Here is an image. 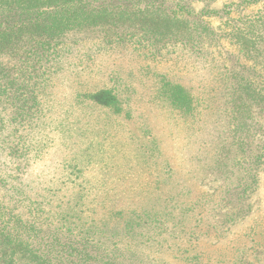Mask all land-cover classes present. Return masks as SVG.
<instances>
[{
  "label": "rangeland",
  "instance_id": "374dc122",
  "mask_svg": "<svg viewBox=\"0 0 264 264\" xmlns=\"http://www.w3.org/2000/svg\"><path fill=\"white\" fill-rule=\"evenodd\" d=\"M78 1L0 0L12 80L45 74L0 126V264H264V0H81L112 28L56 45Z\"/></svg>",
  "mask_w": 264,
  "mask_h": 264
},
{
  "label": "trees",
  "instance_id": "16d2710c",
  "mask_svg": "<svg viewBox=\"0 0 264 264\" xmlns=\"http://www.w3.org/2000/svg\"><path fill=\"white\" fill-rule=\"evenodd\" d=\"M52 1V0H47ZM48 2V3H50ZM83 2V0H82ZM81 0L76 3L75 7H80L83 17L79 18L77 16V12L73 13V4L71 6L70 2H67L65 4H58L56 6H53L51 8H57L60 12H64L69 17L67 18V21L64 22L61 26L59 25H52L51 27L47 28L49 30V35H51L52 39L51 42H56V45L65 44V41L62 40L68 39L69 35L73 36L74 34H80L76 32H82L84 30V34H87V31H91L93 27H105V28H112L111 26H102V22H94L91 20L92 17L98 11L96 10H85L86 6L82 5ZM44 3V5L48 4ZM73 13V14H72ZM172 18H168V20H171ZM106 25V23L104 24ZM119 27L125 26V28L129 27L124 24L120 25ZM117 25V26H118ZM11 30L4 29V32L2 35H0V46L1 45H13L15 44V40H13V31L16 29H23L25 25L23 23H14V25H11ZM3 28V26H1ZM109 30V29H108ZM1 34V33H0ZM108 34H105V38H107ZM62 40L61 42L59 40ZM37 40V39H36ZM40 40V39H39ZM41 43V41H39ZM48 49L49 46H46ZM40 56V54H39ZM46 56H40V59L44 61ZM39 67H35L34 70L32 69H19L17 71V74L20 77V82L18 86L15 84V79L12 80L14 77L13 71L15 68L8 67L4 64L3 61L0 60V107L4 108L5 111L8 113V117L6 120H3V117L0 115V126L4 127V124L12 126L13 132L17 129V126L20 124H23L27 117L32 118L34 113L37 112L38 106L35 102L36 100V94L37 90L40 86L43 85L44 82V75H41V71L37 70ZM35 75L36 81L35 84L33 81L30 80L27 76H33ZM24 78V81L21 82V79ZM42 81L40 82L39 80ZM12 80V81H11ZM30 96L33 97L32 102H30ZM109 96V95H108ZM95 100V99H94ZM116 98H109L106 101L100 100V98H96L95 102L99 103L103 106L107 107H114L116 106ZM33 103V104H32ZM11 135V133H10ZM236 143V141H235ZM40 240H38L37 245L32 247L31 253L33 255V258H36L35 260L43 257V253L50 254L52 252L54 242V236H45V232L40 228L39 232ZM58 236V235H57ZM56 236V237H57ZM35 237V236H34ZM37 237V236H36ZM58 238V237H57ZM77 240V239H76ZM57 241V240H56ZM78 241V240H77ZM45 246L44 248H47V250H44V252H41L42 246ZM40 246V247H39ZM41 252V253H40ZM40 254V255H39ZM37 256V257H36ZM42 260V258H41ZM43 261V260H42ZM8 264H14L15 262L13 259L6 261ZM44 263L48 264L45 260Z\"/></svg>",
  "mask_w": 264,
  "mask_h": 264
}]
</instances>
